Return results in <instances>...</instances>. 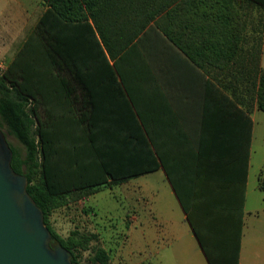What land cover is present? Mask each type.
I'll return each mask as SVG.
<instances>
[{
    "label": "trees",
    "instance_id": "trees-1",
    "mask_svg": "<svg viewBox=\"0 0 264 264\" xmlns=\"http://www.w3.org/2000/svg\"><path fill=\"white\" fill-rule=\"evenodd\" d=\"M39 1L45 10L14 59L0 72V129L19 142L16 146L7 140L12 151L10 164L14 171L25 175L26 190L43 213L52 243H60L69 251L72 263L80 264L79 256L73 252L76 242L54 231L49 217L54 208L80 197L82 191L92 193L100 185L57 190L56 184L48 181L38 154L42 150L43 157L48 158L53 134L63 133L55 127L68 130L66 135H70L72 145L87 148L99 173L106 171L103 147L126 149L128 144L136 143L152 151L153 169L158 168L152 135L144 120L139 121L135 115L136 92L129 70V54L143 51L150 56L158 45L175 46L245 113H251L253 108L264 112V68L260 64L264 4L260 0ZM29 35H36V63L26 54ZM106 56L114 61L127 92L128 101L121 114L103 111L110 95L114 100L125 99ZM142 59L145 61L141 56L137 62ZM63 73H68L71 81ZM78 99L84 108L77 110ZM88 99L90 110L86 108ZM142 126L147 134L141 132ZM143 135L150 136L151 141L147 142ZM248 148L247 138L243 174ZM155 150L165 164L160 151ZM166 168L185 209L190 198L182 195L170 164ZM257 187L264 191V168L257 177ZM92 260L106 264L108 253L97 249Z\"/></svg>",
    "mask_w": 264,
    "mask_h": 264
},
{
    "label": "rangeland",
    "instance_id": "rangeland-1",
    "mask_svg": "<svg viewBox=\"0 0 264 264\" xmlns=\"http://www.w3.org/2000/svg\"><path fill=\"white\" fill-rule=\"evenodd\" d=\"M259 2L264 4V0ZM7 8L8 5L0 7V17H4L2 12ZM27 34L28 31H25V38ZM35 37L36 35L31 36L26 54L36 63L35 57L39 59V50L38 46H34ZM260 64L264 68V41ZM1 70L2 67L0 72ZM64 75L70 78L68 73H63ZM253 118V136L251 122L248 121L245 128L249 129L247 136L249 150L245 167L251 154L249 192L243 218L236 192L228 195L217 189L222 182L219 172L217 176L210 178L214 182L205 190L207 198L197 200L190 207L185 204L188 218L196 228L201 241L207 246L209 245L206 241L217 242L222 257L231 264L236 262L238 256L242 264H264V191L256 187L257 177L264 168V112L256 109ZM249 119L251 120L250 117ZM55 129L58 132L63 131L57 135L53 134L58 141L63 139L62 148L53 151L50 147L47 151L48 158L43 157L42 150L38 154L41 169L48 181L56 184L57 190L90 184L100 185L92 193L82 191L80 197L54 208L49 217V223L54 231L63 238L71 237L76 242L73 252L79 256L80 264H98L92 259L95 251L100 248L108 253L109 260L106 264H135L139 261L144 264H201V261L195 258V254L192 256L194 244L191 247L186 241L193 239L192 230L189 232L179 206L157 170L161 169L165 176H168L166 158L169 151L159 150L166 161L163 164L158 151L153 149L155 166L158 165V168L153 169L152 151L149 153L137 143L134 146L128 144L126 149L105 146L101 151L104 152L102 159L106 171L99 173L86 153L87 148L72 145L68 137L70 135H66L68 130L60 126ZM6 137L11 144L19 145L12 135ZM143 137L147 142L151 141L150 136ZM54 144L52 146H59ZM245 151V147L240 145L239 149H233L232 153L230 151L224 157L226 159L240 157L244 161ZM58 152L64 160L61 169L64 174L67 173L65 178L58 174L57 167L49 162L51 154L55 155ZM220 152L221 150H217L213 154L212 164L215 168L221 164L225 166L224 162L217 161L223 160ZM191 160L193 161V157ZM229 167L226 166L231 170L232 167ZM236 167L235 163L234 168ZM176 184L183 189V181H177Z\"/></svg>",
    "mask_w": 264,
    "mask_h": 264
},
{
    "label": "crops",
    "instance_id": "crops-1",
    "mask_svg": "<svg viewBox=\"0 0 264 264\" xmlns=\"http://www.w3.org/2000/svg\"><path fill=\"white\" fill-rule=\"evenodd\" d=\"M7 5L8 8L2 12L4 17H0L2 70L14 59L25 39V31H30V27L45 10L39 0H0V7H7ZM141 56L145 58V61L142 59L138 63L137 60L141 59ZM106 60L114 70L116 82L120 84L118 90H123L125 99L114 100L112 98L114 96L110 95L106 99L108 105L103 108V111L109 110L110 114H121L122 107L125 111L128 101L127 92L116 71L114 61L107 56ZM129 61V70L134 79L136 92L135 115L139 121L140 118L144 120L148 132L152 135V148L169 151L166 160L172 167L174 180L184 182V187L180 188V191L184 197L190 198L188 206H193L197 200L206 197L205 190L214 182L210 178L217 176L216 174L219 172L222 182L217 186V189L222 194L228 195L236 192L237 203L240 205L239 210L242 213L241 218H243L249 192L251 153L244 174L243 159L240 157L226 159L224 156L228 155L230 151L232 153L233 149H239L240 145L245 147L249 132V129H245L248 121L252 124L253 136V114L256 108H253L249 114L242 111L241 107L208 74L189 61L173 45L162 48L158 45L156 51L150 56L143 51L129 54ZM77 102V110L81 107L84 108L79 99ZM87 102L86 108L90 110L91 100L88 99ZM141 128V132L147 134L145 126ZM57 139V137H52V142L56 141L55 143L59 144V146H51L53 151H57L56 149L62 148L64 145ZM119 149L122 147L120 146ZM217 150H221L220 155L223 157V160L218 159L217 161L224 162L225 166L221 164L215 168L212 162L214 161L213 154ZM63 161V157L58 152L55 155L51 154L49 162L56 166L57 173L62 174L65 178L67 173L64 174L65 172L61 169L64 165ZM235 163L237 164L236 168H234ZM229 165L232 167L231 170L226 168ZM157 170L161 173L163 182L168 186V190L179 206L189 232L192 230L193 239L186 240L191 247L194 244L192 256L195 254V258H198L201 264L229 263L230 261H226L222 257V252L217 248V242L206 241L209 245L207 246L201 241L196 228L188 218L187 211L181 205L170 177H166L161 169ZM63 180L66 181V179ZM254 188L255 186H253ZM177 262L181 261L177 260ZM135 264L144 263L139 261ZM234 264H242L240 256L237 257Z\"/></svg>",
    "mask_w": 264,
    "mask_h": 264
},
{
    "label": "water",
    "instance_id": "water-1",
    "mask_svg": "<svg viewBox=\"0 0 264 264\" xmlns=\"http://www.w3.org/2000/svg\"><path fill=\"white\" fill-rule=\"evenodd\" d=\"M11 148L0 129V264H73L69 251L52 243L43 213L14 171Z\"/></svg>",
    "mask_w": 264,
    "mask_h": 264
},
{
    "label": "built area",
    "instance_id": "built-area-1",
    "mask_svg": "<svg viewBox=\"0 0 264 264\" xmlns=\"http://www.w3.org/2000/svg\"><path fill=\"white\" fill-rule=\"evenodd\" d=\"M0 67H1V63H0Z\"/></svg>",
    "mask_w": 264,
    "mask_h": 264
}]
</instances>
